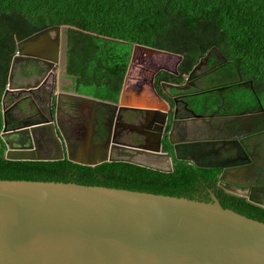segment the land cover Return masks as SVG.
Instances as JSON below:
<instances>
[{
	"label": "water",
	"instance_id": "obj_1",
	"mask_svg": "<svg viewBox=\"0 0 264 264\" xmlns=\"http://www.w3.org/2000/svg\"><path fill=\"white\" fill-rule=\"evenodd\" d=\"M68 26L53 25L16 43L7 90L11 88L17 63L30 56L49 58V53L56 51L57 44L48 38V30ZM132 45L146 49L161 62L172 60L173 68H164L178 73L181 54L137 43ZM153 92L156 93L154 88ZM118 105L120 109L139 108L137 104L123 103L120 98ZM32 109L29 96L17 105L18 111ZM166 116L163 113L160 124L166 122ZM31 130L29 126L10 128L4 119L0 148L4 145L5 158L58 160L64 157L60 146L57 154L41 155ZM52 134L56 135L54 129ZM100 148L104 147H80L73 156L67 149V159L89 166L124 161L162 172L174 170L170 155L161 151L160 138L155 144L121 147L156 157L153 162L129 157H93ZM202 152L190 157L195 165L225 167L222 163L199 164ZM236 165H228L229 168L220 172L223 185L236 184L226 175L238 174L241 167ZM231 190L264 207V187L257 193ZM0 264H264V222L223 207L214 194L210 200H198L0 173Z\"/></svg>",
	"mask_w": 264,
	"mask_h": 264
},
{
	"label": "trees",
	"instance_id": "obj_2",
	"mask_svg": "<svg viewBox=\"0 0 264 264\" xmlns=\"http://www.w3.org/2000/svg\"><path fill=\"white\" fill-rule=\"evenodd\" d=\"M94 33L83 85L114 97L126 68L129 45L137 43L182 55V81L204 59L199 77L208 89L197 99L209 108L228 99L236 108L264 105V0H0V99L8 83L16 43L53 25ZM116 82V83H115ZM199 108V107H198ZM1 128V117H0ZM0 148V173L54 182H75L210 200L264 222V207L215 186L218 168L185 164L162 172L124 161L81 165L58 160H10Z\"/></svg>",
	"mask_w": 264,
	"mask_h": 264
},
{
	"label": "flooded vegetation",
	"instance_id": "obj_3",
	"mask_svg": "<svg viewBox=\"0 0 264 264\" xmlns=\"http://www.w3.org/2000/svg\"><path fill=\"white\" fill-rule=\"evenodd\" d=\"M47 34L56 42L57 49L49 53V58L30 56L16 64L11 88L7 90L6 86V93L4 89L0 99V131L4 119L10 128L29 126L41 155L57 154L60 146L66 159L67 149L73 156L80 147L93 146L104 147L95 151L93 157H129L153 162L156 157L121 147L155 144L160 138L161 151L170 155L174 169L195 165L190 157L203 150L199 164L225 165L223 168L198 166L219 169L215 183L219 189L228 193H234L231 189L257 193L264 187L261 101L236 108L230 100L222 99L219 105L209 108L206 100L197 99L208 90L199 77L201 64L195 65L182 81L165 79L158 74L173 73L167 70L173 68V61L161 62L151 52L133 45H129L122 78L115 82L119 86L116 95L102 97L82 83L90 37L95 34L71 26L52 28ZM27 96L33 109L18 111V103ZM119 98L139 108L120 109ZM163 113H167L166 122L160 124ZM231 164L241 167L238 174L226 173L236 184L223 185L219 174ZM209 191L211 199L215 193Z\"/></svg>",
	"mask_w": 264,
	"mask_h": 264
}]
</instances>
